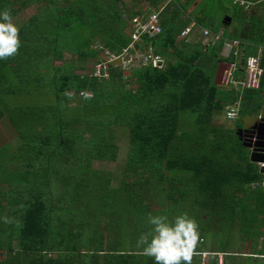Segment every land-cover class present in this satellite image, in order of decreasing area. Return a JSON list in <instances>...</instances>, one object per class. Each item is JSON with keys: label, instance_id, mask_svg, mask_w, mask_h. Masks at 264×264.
<instances>
[{"label": "trees", "instance_id": "obj_1", "mask_svg": "<svg viewBox=\"0 0 264 264\" xmlns=\"http://www.w3.org/2000/svg\"><path fill=\"white\" fill-rule=\"evenodd\" d=\"M195 1L0 0V12L13 18L37 5L19 26V54L0 59V119L8 118L20 141L12 148L0 134V264H155L137 247L149 213L170 220L187 213L197 221L192 264H202L204 253L206 264H217V254L223 264H243L231 250L264 217V177L236 131L240 119L254 121L264 111V76L257 89L238 90L219 87L215 78L231 60L221 56L227 39L244 44L245 57L260 50L264 66V0H243L261 16L232 0ZM153 10L162 31L143 44L164 59L162 68L111 67L108 79L86 73L98 57L94 44L110 51L128 45L123 14ZM192 22L193 32L222 29L221 39L204 46L192 33L180 38ZM47 87L51 104L9 103ZM236 105L233 128L211 124L216 111ZM120 131L127 156L113 186L109 173L91 165L116 161Z\"/></svg>", "mask_w": 264, "mask_h": 264}, {"label": "built area", "instance_id": "obj_2", "mask_svg": "<svg viewBox=\"0 0 264 264\" xmlns=\"http://www.w3.org/2000/svg\"><path fill=\"white\" fill-rule=\"evenodd\" d=\"M242 6H248L249 3L239 0L236 1ZM129 43L127 46L121 48L119 51H110L103 47L98 48L99 58L89 69V75L96 78H109V70L111 67H118L123 70H131L141 67L162 68L164 59L155 55L149 45L143 44L144 38H152L161 33L162 29L159 24L158 12L153 11L148 16L144 14L135 15L129 19ZM191 32L190 28L184 29L180 33V37H185ZM202 44L209 46L221 39V32L212 34L206 29H201ZM223 48L227 50L225 58L231 60L227 63L220 78V83L225 88L238 89H257L260 86L261 80L264 76V66L261 62L260 50L254 56L245 57L244 44L238 40H225ZM242 69L243 74L236 75L235 72ZM82 96H89L88 93H80ZM264 114L260 113L257 118H261ZM225 116L228 121H235L239 119L238 110L234 107H228L225 111ZM258 168L264 164H257ZM264 177V174H263ZM264 180V179H263ZM206 256L207 254H202ZM217 264H223L222 254H217Z\"/></svg>", "mask_w": 264, "mask_h": 264}, {"label": "rangeland", "instance_id": "obj_3", "mask_svg": "<svg viewBox=\"0 0 264 264\" xmlns=\"http://www.w3.org/2000/svg\"><path fill=\"white\" fill-rule=\"evenodd\" d=\"M125 1L127 4H130L132 1H133L132 3H134V4L137 3L136 0H125ZM145 6H146L145 3H139L138 9H144ZM35 13H36L35 6H31L28 9L22 11L15 18H13V21L19 27L22 23H24L25 20L30 18ZM123 18L128 23V21H127V19H129L128 16L125 15V16H123ZM191 35L197 39L199 38V40L203 39L202 34L197 32V31H194V33H192ZM180 38H182V37H180ZM99 47H101L99 44L93 45V48L96 50H98ZM98 58H99V56L97 57V59ZM169 58L171 60H174V58L172 56H169ZM64 60L70 61V60H72V58L69 54L65 53ZM94 63H95V60L89 61L86 64V67L88 68L86 73L89 72L90 67ZM54 64L56 66H59L61 64V62L58 61V62H55ZM223 67L224 66L219 67V70H218L216 78H215L216 84L221 88H225L220 83L221 74H222L223 70L225 69V67L224 68ZM73 72H76L78 74L84 73V72H80L79 70L78 71L73 70ZM50 90H51V87H47L46 90L44 89V90H40L39 92H33L30 95L25 94V95L11 96L8 98V100H9L10 104H14V105H25L28 103H30V104H36L37 103V104H41V105H48V104H51L53 101V98H52L53 94ZM231 107H233V106H231ZM234 108H237V105ZM213 115L214 116L212 118L211 124L215 127L233 128L236 125V121L231 122V121L227 120V118L225 116V111H216ZM249 119H250V117H244L242 120L241 119L239 120V124H241L242 127H244L247 124V122L251 121ZM65 120L76 121L73 118H66ZM0 134L2 137L5 138L7 144H10V146L12 148H14L20 144V141L18 140V138L16 136L15 130L11 126V123L8 120V118L5 116H3L2 119H0ZM118 145H119V151H118V156H117V159L115 162L93 161L92 165H91L92 168L95 170H100V171L109 173L111 176V184L113 186H117L119 181L122 178L124 164H125V160H126V156H127V145H128V143L126 141L125 132H123V131L119 132ZM0 172H1V167H0ZM0 187H4L3 182H0ZM158 208L159 207H157V206H153L154 210H157ZM254 226H253V230L249 232V234L252 235V237L245 238V235L240 233V235H239L240 239L238 240L237 244L235 245L236 247H234V249L231 250L232 252H235V255L241 256V257L237 258V262H239V263L241 262L243 264H247V258L245 257V256H247V257H252V259L255 260V262L258 259L259 264H264V217L256 218ZM237 236H238V234H237ZM236 241H237V239H236ZM262 243H263V245H262ZM203 244H205L206 250L212 249V247H213L212 244H214V242L211 238L210 233L205 234ZM262 247H263L262 255L255 254L256 251L260 250ZM0 259H2V254H0ZM205 262H207L206 257H205V259L203 258V260H202V263H205Z\"/></svg>", "mask_w": 264, "mask_h": 264}, {"label": "clouds", "instance_id": "obj_4", "mask_svg": "<svg viewBox=\"0 0 264 264\" xmlns=\"http://www.w3.org/2000/svg\"><path fill=\"white\" fill-rule=\"evenodd\" d=\"M22 46L20 29L10 10L0 12V59L13 58ZM5 222H10L5 218ZM149 231L137 239L142 255L153 258L155 264H192L200 241L199 225L187 213L170 220L167 215L148 214Z\"/></svg>", "mask_w": 264, "mask_h": 264}, {"label": "water", "instance_id": "obj_5", "mask_svg": "<svg viewBox=\"0 0 264 264\" xmlns=\"http://www.w3.org/2000/svg\"><path fill=\"white\" fill-rule=\"evenodd\" d=\"M223 22L229 23L230 18L226 17ZM254 121L250 127L238 128L236 134L242 146L249 150V160L255 164H264V114ZM259 172L264 174V166L259 168Z\"/></svg>", "mask_w": 264, "mask_h": 264}, {"label": "crops", "instance_id": "obj_6", "mask_svg": "<svg viewBox=\"0 0 264 264\" xmlns=\"http://www.w3.org/2000/svg\"><path fill=\"white\" fill-rule=\"evenodd\" d=\"M199 1H200V0H196L195 3H194V5L197 4ZM236 1H239V0H232V4L242 6V5H240V4H239L238 2H236ZM245 2H246V1H245ZM247 3H249V2H247ZM31 6H35V8L37 7L36 4L30 5L29 7H31ZM29 7H28V8H29ZM242 7H244L246 10H250V11H251V12H250L251 15L261 16L262 9H261L260 7H257V6H255V5L251 4V3H249L248 6H242ZM191 8H192V7H191ZM123 16H125V15L123 14ZM226 17H227V16H226ZM226 17L223 18L222 22L224 21V19H225ZM229 18H230V17H229ZM230 22H231V19H230ZM223 23H224V22H223ZM227 24H229V23H227ZM232 24H233V25H237V22H233ZM193 25H194V22H192L187 28L192 29V28H193ZM193 29H194V28H193ZM230 29H232V28H230ZM194 31H195V30H194ZM222 31H223V30L221 29L220 32H222ZM198 32L201 33V30H198ZM191 33H194L193 30H191V32H190L188 35H190ZM188 35H187V36H188ZM182 38H183V37H182ZM226 54H227V50H225V49L223 48V50H222V52H221V56H222L223 58H225ZM202 257L205 259L206 256H203V255H202ZM202 264H206V262H205V263H202Z\"/></svg>", "mask_w": 264, "mask_h": 264}, {"label": "flooded vegetation", "instance_id": "obj_7", "mask_svg": "<svg viewBox=\"0 0 264 264\" xmlns=\"http://www.w3.org/2000/svg\"><path fill=\"white\" fill-rule=\"evenodd\" d=\"M255 121H252V122H247V124L244 126V128L246 127H250L253 123H254ZM241 128H243V127H241Z\"/></svg>", "mask_w": 264, "mask_h": 264}]
</instances>
